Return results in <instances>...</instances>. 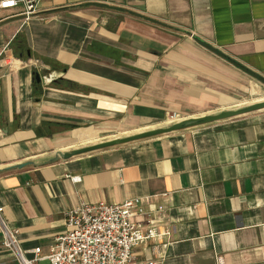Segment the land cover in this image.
<instances>
[{"label":"crops","instance_id":"crops-1","mask_svg":"<svg viewBox=\"0 0 264 264\" xmlns=\"http://www.w3.org/2000/svg\"><path fill=\"white\" fill-rule=\"evenodd\" d=\"M253 83L264 0H41L28 19L0 7V207L26 256L48 252L70 208L136 198L134 221L161 234L132 264H264V109L49 162L173 113L239 108ZM2 241L0 226V264H19Z\"/></svg>","mask_w":264,"mask_h":264},{"label":"built area","instance_id":"built-area-1","mask_svg":"<svg viewBox=\"0 0 264 264\" xmlns=\"http://www.w3.org/2000/svg\"><path fill=\"white\" fill-rule=\"evenodd\" d=\"M41 0H3L2 8L21 5L26 19L37 13ZM182 120L173 113L171 124ZM0 207V226L3 247L9 249L19 264H38L47 259L50 264H132L133 250L141 242L158 237L159 227L148 219L143 228L134 221L137 215L146 213L139 199H127L120 203L82 202L66 212V230L58 235L47 253L41 247L34 249V258H28L18 239V231L3 219ZM142 262L140 264H153Z\"/></svg>","mask_w":264,"mask_h":264},{"label":"water","instance_id":"water-1","mask_svg":"<svg viewBox=\"0 0 264 264\" xmlns=\"http://www.w3.org/2000/svg\"><path fill=\"white\" fill-rule=\"evenodd\" d=\"M36 78L38 81H40V79H41L39 74H37ZM260 109H264V100L254 102V103L248 104L246 106H241V107L236 108V109L224 110V111H221V112L216 113V114H209V115H204V116L190 117V118L182 119L178 122H175V123L168 125V126H165V127L151 129L148 131H144V132L137 133L134 135H129L126 137H120V138H115V139L103 141V142L96 143L93 145L74 149L72 151H67V152L59 151L55 155V157L53 159H51V161H49V162L56 161L60 158H66L67 159V158H70L72 156H75V155H78L81 153H86L89 151L102 149V148L110 147V146L117 145V144L131 142V141L139 140L142 138H147V137H152V136H156V135H160V134H164V133H169L172 131H176V130H180V129H184V128H188V127H192V126L206 124V123H210V122H214L217 120L242 115V114L252 112V111H256V110H260ZM32 164H35V163L32 161H29V162H25V163H21L19 165H16L14 167H23V166L32 165Z\"/></svg>","mask_w":264,"mask_h":264},{"label":"rangeland","instance_id":"rangeland-1","mask_svg":"<svg viewBox=\"0 0 264 264\" xmlns=\"http://www.w3.org/2000/svg\"><path fill=\"white\" fill-rule=\"evenodd\" d=\"M251 85H253L254 89L257 90V93H251V91H250L251 86L249 85L247 91L246 90L242 91L243 93L240 94V96H239V103L241 104L239 107L251 104V102H253L257 98L264 97V84L257 83L255 85L253 83ZM237 108H238V106H237ZM234 109H236V108H234Z\"/></svg>","mask_w":264,"mask_h":264},{"label":"bare ground","instance_id":"bare-ground-1","mask_svg":"<svg viewBox=\"0 0 264 264\" xmlns=\"http://www.w3.org/2000/svg\"><path fill=\"white\" fill-rule=\"evenodd\" d=\"M252 91H255L254 89H252ZM264 100V97H261V98H257V99H255L254 101H253V103L254 102H257V101H263Z\"/></svg>","mask_w":264,"mask_h":264},{"label":"trees","instance_id":"trees-1","mask_svg":"<svg viewBox=\"0 0 264 264\" xmlns=\"http://www.w3.org/2000/svg\"><path fill=\"white\" fill-rule=\"evenodd\" d=\"M223 56H225L226 58H228V59H231L230 57H228V56H226V55H223ZM236 63V62H235Z\"/></svg>","mask_w":264,"mask_h":264}]
</instances>
